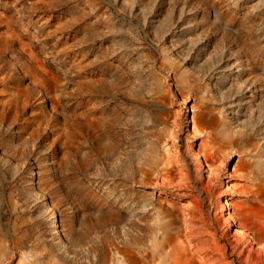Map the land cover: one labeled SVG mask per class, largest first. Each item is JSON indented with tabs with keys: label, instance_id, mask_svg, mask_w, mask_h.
Segmentation results:
<instances>
[{
	"label": "rangeland",
	"instance_id": "1",
	"mask_svg": "<svg viewBox=\"0 0 264 264\" xmlns=\"http://www.w3.org/2000/svg\"><path fill=\"white\" fill-rule=\"evenodd\" d=\"M249 221L264 0H0V264H252Z\"/></svg>",
	"mask_w": 264,
	"mask_h": 264
},
{
	"label": "bare ground",
	"instance_id": "2",
	"mask_svg": "<svg viewBox=\"0 0 264 264\" xmlns=\"http://www.w3.org/2000/svg\"><path fill=\"white\" fill-rule=\"evenodd\" d=\"M242 224L241 227L243 232L240 234V237L243 239L246 237L247 234L249 236L252 235L253 237L251 239L259 245V248L256 249V254L258 255V257L256 261L252 263V264H259L260 263L258 260L259 256H264V225L255 221H249L247 223L245 222ZM177 264H197V263L193 262L192 260H184V261L177 260Z\"/></svg>",
	"mask_w": 264,
	"mask_h": 264
},
{
	"label": "water",
	"instance_id": "3",
	"mask_svg": "<svg viewBox=\"0 0 264 264\" xmlns=\"http://www.w3.org/2000/svg\"><path fill=\"white\" fill-rule=\"evenodd\" d=\"M181 258L184 259V260H187V259L188 260H192L193 262H196L197 263L196 259L191 254H189V253L182 255ZM177 260H178V258H177ZM179 261H180V258H179ZM174 264H177V262H175Z\"/></svg>",
	"mask_w": 264,
	"mask_h": 264
}]
</instances>
